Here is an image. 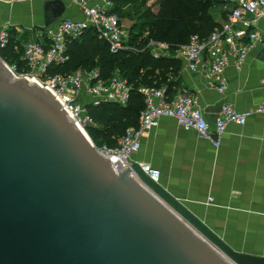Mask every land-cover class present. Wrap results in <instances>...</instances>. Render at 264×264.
Masks as SVG:
<instances>
[{
	"label": "water",
	"instance_id": "1",
	"mask_svg": "<svg viewBox=\"0 0 264 264\" xmlns=\"http://www.w3.org/2000/svg\"><path fill=\"white\" fill-rule=\"evenodd\" d=\"M42 11L48 27L66 3L43 0ZM88 136L0 57V264H264L231 249L138 163L113 168Z\"/></svg>",
	"mask_w": 264,
	"mask_h": 264
},
{
	"label": "crops",
	"instance_id": "2",
	"mask_svg": "<svg viewBox=\"0 0 264 264\" xmlns=\"http://www.w3.org/2000/svg\"><path fill=\"white\" fill-rule=\"evenodd\" d=\"M35 1L43 19V0ZM63 1L65 17L82 18L74 3ZM155 1L148 0L146 6L153 4L156 10ZM17 11L24 13L22 0H0V26H11L21 38ZM209 14L215 21H224L223 14L220 16L213 7ZM256 27L264 39V14ZM25 35L23 42L28 38L44 39L38 32ZM166 56L175 57L174 52ZM224 75L226 89L219 93L205 84L201 73L188 71L182 62L181 68L171 74L170 89L167 84L159 88L172 96L183 87L195 94L212 129L223 103L244 110L264 102V41L248 51L239 69L230 65ZM132 159L158 169L159 184L231 249L264 258V114L250 115L243 125L228 124L217 148L194 129H185L175 119L162 117L157 127L143 135Z\"/></svg>",
	"mask_w": 264,
	"mask_h": 264
},
{
	"label": "built area",
	"instance_id": "3",
	"mask_svg": "<svg viewBox=\"0 0 264 264\" xmlns=\"http://www.w3.org/2000/svg\"><path fill=\"white\" fill-rule=\"evenodd\" d=\"M70 1L76 5L82 18L64 16L44 27L42 31H36L44 39L39 41L28 38L22 43L21 59L36 71L33 80L48 89L60 101L75 124L88 135L87 127L94 122L86 112V105H97L104 101L125 105L129 84L117 71L109 79L102 81L98 79L94 68H77L65 76L50 74V67L66 60V39H79L89 28L96 31L111 52L133 50L135 47L128 44L129 32L122 26L119 17L110 12L109 0ZM212 7L220 16L223 14L224 21L206 39L191 35L188 42L174 52V56L183 62L188 71L201 73L208 87L222 93L226 89L224 71L230 65L239 69L248 51L264 41L256 27V21L264 14V0H216ZM10 29L9 26H0V48L8 45ZM145 47L158 57L167 54L153 50L152 47L169 46L148 40ZM138 92L143 95L145 105L139 113L137 125L128 127L112 146L94 144L102 156L112 161V165L119 161L123 166L121 169L130 167L133 154L140 149L141 138L147 131L157 127L162 117L175 119L185 129H194L217 148L228 124L243 125L250 115L264 114V102L244 110H237L231 103H223L211 129L198 97L187 88H181L171 97L165 94L164 89L155 87H140ZM82 93L89 95L86 104H81L78 100ZM140 167L152 180L158 182V169L149 164H140ZM131 173L137 177L134 171Z\"/></svg>",
	"mask_w": 264,
	"mask_h": 264
},
{
	"label": "trees",
	"instance_id": "4",
	"mask_svg": "<svg viewBox=\"0 0 264 264\" xmlns=\"http://www.w3.org/2000/svg\"><path fill=\"white\" fill-rule=\"evenodd\" d=\"M110 12L119 19L129 18L130 11L125 6L146 7L147 21L144 31L136 32V23L129 29L128 44L135 49H121L111 52L107 43L96 31L89 28L79 39H66V60L50 67V74L70 75L77 68H94L98 79L105 81L117 71L130 86L125 105L113 102L87 104L85 109L94 122L87 127L93 137H100L102 144L112 146L128 127L136 126L139 113L144 108V97L138 92L140 87L159 88L162 73L175 74L181 68L180 59L173 56H154L146 46L148 40L167 44L175 52L185 45L191 35L206 39L220 22L209 14L216 0H156L146 6L148 0H109ZM16 31L10 29L8 45L0 48V57L8 64L17 62V72L29 69L22 60V37L16 38ZM26 38V35H23ZM171 82L167 83L168 88ZM167 88V89H168ZM168 97L172 93L165 92ZM97 145V144H96ZM99 146V145H97Z\"/></svg>",
	"mask_w": 264,
	"mask_h": 264
},
{
	"label": "rangeland",
	"instance_id": "5",
	"mask_svg": "<svg viewBox=\"0 0 264 264\" xmlns=\"http://www.w3.org/2000/svg\"><path fill=\"white\" fill-rule=\"evenodd\" d=\"M33 1V2H32ZM22 0V10H24L23 12H19L17 11V16H19V22L18 25L20 27V29L22 30V41H24L26 38L25 34H30V33H34L36 31H42L43 30V19H42V15H41V7L40 5H36V1L35 0ZM38 2V1H37ZM33 3V4H32ZM21 5V4H20ZM33 5L37 6L34 7ZM21 8V7H20ZM24 8V9H23ZM127 10L130 11V19L129 18H121V24L124 28H126L127 31H129L130 27L136 23V32L139 31H144L145 29V25L144 23L147 21L146 18V7H139V6H130V8H126ZM10 28H12L11 26H9ZM16 38L19 37V34H15ZM24 43V42H23ZM153 50L159 51L161 53H166V54H170L171 49L170 47H166V48H157V47H152ZM21 58V56H19ZM17 62H15V64H9L11 66L15 65L14 71L17 74H22L25 76H28L30 78H35L36 76V71L32 70L31 68L27 69L26 72H17L16 68H17ZM171 79V73H162L161 74V80L159 83V86L161 85H166L169 80ZM78 100L81 102V104H86V102H88L89 100V95L88 93H82L80 95V97L78 98ZM88 135L90 136L91 140L93 141L94 144H97L99 146H101L102 139L100 137L96 138L93 137L89 132ZM221 252V251H220Z\"/></svg>",
	"mask_w": 264,
	"mask_h": 264
},
{
	"label": "bare ground",
	"instance_id": "6",
	"mask_svg": "<svg viewBox=\"0 0 264 264\" xmlns=\"http://www.w3.org/2000/svg\"><path fill=\"white\" fill-rule=\"evenodd\" d=\"M33 79V78H32ZM88 136V135H87ZM89 137V136H88ZM90 138V137H89ZM91 139V138H90ZM92 141V140H91Z\"/></svg>",
	"mask_w": 264,
	"mask_h": 264
}]
</instances>
